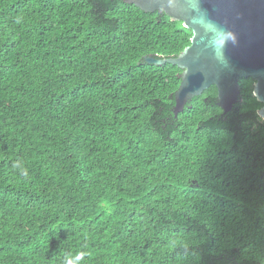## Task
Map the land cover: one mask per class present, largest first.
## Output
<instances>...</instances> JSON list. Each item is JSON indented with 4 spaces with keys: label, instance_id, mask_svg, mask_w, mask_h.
<instances>
[{
    "label": "trees",
    "instance_id": "1",
    "mask_svg": "<svg viewBox=\"0 0 264 264\" xmlns=\"http://www.w3.org/2000/svg\"><path fill=\"white\" fill-rule=\"evenodd\" d=\"M190 37L117 0H0V264H264L253 81L175 117L181 71L144 62Z\"/></svg>",
    "mask_w": 264,
    "mask_h": 264
},
{
    "label": "water",
    "instance_id": "2",
    "mask_svg": "<svg viewBox=\"0 0 264 264\" xmlns=\"http://www.w3.org/2000/svg\"><path fill=\"white\" fill-rule=\"evenodd\" d=\"M144 13H163L190 30V43L176 57H144L149 65L170 64L180 71L174 92L176 117L210 86L216 106L227 114L238 100L241 79H251L264 122V0H117Z\"/></svg>",
    "mask_w": 264,
    "mask_h": 264
},
{
    "label": "clouds",
    "instance_id": "3",
    "mask_svg": "<svg viewBox=\"0 0 264 264\" xmlns=\"http://www.w3.org/2000/svg\"><path fill=\"white\" fill-rule=\"evenodd\" d=\"M175 3V0H168V5L172 6ZM24 175H27L25 172ZM85 253H77L74 256H67L65 257L63 264H81V262L84 260Z\"/></svg>",
    "mask_w": 264,
    "mask_h": 264
}]
</instances>
